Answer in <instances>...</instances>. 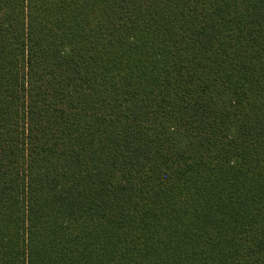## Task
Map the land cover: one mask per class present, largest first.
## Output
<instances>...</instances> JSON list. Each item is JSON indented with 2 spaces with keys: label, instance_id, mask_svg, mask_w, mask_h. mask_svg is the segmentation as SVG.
<instances>
[{
  "label": "trees",
  "instance_id": "obj_1",
  "mask_svg": "<svg viewBox=\"0 0 264 264\" xmlns=\"http://www.w3.org/2000/svg\"><path fill=\"white\" fill-rule=\"evenodd\" d=\"M0 264H264V0H0Z\"/></svg>",
  "mask_w": 264,
  "mask_h": 264
}]
</instances>
